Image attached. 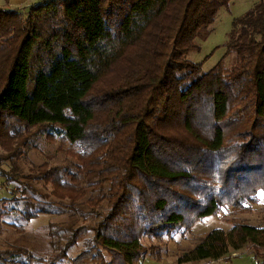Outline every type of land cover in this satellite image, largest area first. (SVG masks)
Masks as SVG:
<instances>
[{
  "label": "trees",
  "instance_id": "1",
  "mask_svg": "<svg viewBox=\"0 0 264 264\" xmlns=\"http://www.w3.org/2000/svg\"><path fill=\"white\" fill-rule=\"evenodd\" d=\"M233 1L43 0L0 8L3 185L41 213L98 218L69 227L48 257L26 246L0 248V264H139L157 252L144 237L189 230L229 206L244 210L264 190V0L233 19L214 67L205 71L188 58ZM39 131L60 139L71 165L22 170L23 149ZM80 241L85 248L70 256ZM244 247L264 264V224L214 228L177 264L228 258Z\"/></svg>",
  "mask_w": 264,
  "mask_h": 264
},
{
  "label": "rangeland",
  "instance_id": "2",
  "mask_svg": "<svg viewBox=\"0 0 264 264\" xmlns=\"http://www.w3.org/2000/svg\"><path fill=\"white\" fill-rule=\"evenodd\" d=\"M257 2L258 0H234L228 7L221 8L210 35L206 39H197L200 48L191 52L188 58L202 62L205 71L214 67L225 55L224 44L228 39L233 19L244 14ZM1 7H6L5 0H0ZM30 145L29 148L23 149L24 155L19 159V165L24 172H29L46 161L51 165L65 166L72 161L59 150V138L48 139L39 131L32 137ZM3 182L4 178L1 177L0 248L26 246L37 255L48 257L66 240L69 227L83 223L93 224L98 219L94 215L84 218L81 213H74L69 209L60 214L41 213L38 204L23 202L22 194L12 192V184L5 188ZM36 186L44 193L51 190L44 188L41 183H36ZM105 208L106 203L100 210L104 211ZM241 221L264 224V190L259 191L254 200L246 202L244 210H236L229 206L222 208L219 213L198 220L189 230L184 227L177 228L170 233H164L161 239L144 237L146 247H154L157 252L148 253L139 264H177V259L185 251L196 246L201 237L212 229L229 230L234 223ZM50 223L52 226H49ZM92 234L89 232L88 237H92ZM84 248L85 242L80 241L69 250V255L74 256ZM194 264H258V262L247 247H244L231 252L228 258L204 260Z\"/></svg>",
  "mask_w": 264,
  "mask_h": 264
},
{
  "label": "crops",
  "instance_id": "3",
  "mask_svg": "<svg viewBox=\"0 0 264 264\" xmlns=\"http://www.w3.org/2000/svg\"><path fill=\"white\" fill-rule=\"evenodd\" d=\"M41 1L43 0H5V4L12 8H28Z\"/></svg>",
  "mask_w": 264,
  "mask_h": 264
},
{
  "label": "built area",
  "instance_id": "4",
  "mask_svg": "<svg viewBox=\"0 0 264 264\" xmlns=\"http://www.w3.org/2000/svg\"><path fill=\"white\" fill-rule=\"evenodd\" d=\"M186 264H191V263H186ZM194 264V263H193Z\"/></svg>",
  "mask_w": 264,
  "mask_h": 264
}]
</instances>
